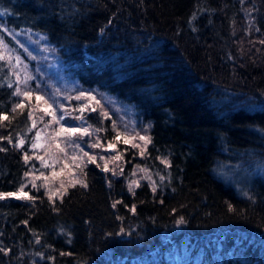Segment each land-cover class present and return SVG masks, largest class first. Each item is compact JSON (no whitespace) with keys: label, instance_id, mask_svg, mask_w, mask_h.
Here are the masks:
<instances>
[{"label":"trees","instance_id":"16d2710c","mask_svg":"<svg viewBox=\"0 0 264 264\" xmlns=\"http://www.w3.org/2000/svg\"><path fill=\"white\" fill-rule=\"evenodd\" d=\"M0 11L10 31L48 39L115 144L86 161L83 182L57 194L33 183V105L0 79V264H264V0Z\"/></svg>","mask_w":264,"mask_h":264},{"label":"rangeland","instance_id":"374dc122","mask_svg":"<svg viewBox=\"0 0 264 264\" xmlns=\"http://www.w3.org/2000/svg\"><path fill=\"white\" fill-rule=\"evenodd\" d=\"M0 55L4 56L0 60V79L12 84L15 90L31 93L21 97L24 102L33 105L30 130L34 133L32 144L37 145L31 147L34 170L30 178L33 183L41 180L57 194L62 189L59 182L64 179L77 178L83 182V169L89 157L98 152L105 158L107 155L103 149L109 148L101 138L105 124L95 123L93 126L87 118L89 111H96L99 107V100L91 92L77 91L75 82L64 76L48 39L38 33L12 32L0 20ZM26 77L30 78L24 83ZM37 96L43 99L37 100ZM53 111L57 118L63 117L59 123L53 120ZM62 125L65 129H80V132L72 135L61 131ZM84 128H88L91 134L82 135ZM117 136L125 142L121 134ZM97 143L101 146L91 147ZM109 143L113 145L109 149L114 150L115 144L111 141ZM85 152L88 157L84 156ZM14 194L20 196L27 192Z\"/></svg>","mask_w":264,"mask_h":264},{"label":"snow or ice","instance_id":"6c2138e0","mask_svg":"<svg viewBox=\"0 0 264 264\" xmlns=\"http://www.w3.org/2000/svg\"><path fill=\"white\" fill-rule=\"evenodd\" d=\"M3 14H4L3 11H0V15H3ZM2 59H4V56H3V55H0V60H2ZM29 78H30V77H26L25 80H24V83H27V80H28ZM15 94H16V95L29 96L31 93L28 92V91H25V92L22 93L20 89H17ZM36 99H37V100H41V99H43V97H41V96H37ZM77 99H79V97H77ZM93 99H94V97H93ZM17 107H23V105H22V104H18ZM49 108H51V105H49ZM93 110H95V109H93ZM13 111H15V109H13ZM45 111L47 112V109H46ZM51 115H52L53 120H55L57 123H59V120L63 118L62 116H61L60 118H57L56 115H55V112H54V111L51 113ZM105 115H106V114H105ZM6 118H7V117H0V119H6ZM80 118H82V117H77V119H80ZM61 131H67L68 133H70V134H72V135H75V134H77L78 132H80V129H77V128H67V129H65L64 126L62 125V126H61ZM97 131H99V129H97ZM81 134H82V135H90L91 133L88 131V128H84V129H83V132H82ZM38 138H39V137H37V139H38ZM116 139H119V136H117ZM140 140L145 141V144L150 143V140H149L147 137H144V136H141V137H140ZM20 143L23 144V141L21 140ZM125 143H127V141H125ZM36 146H37V145L33 144V147H36ZM100 146H101V145H100L99 143L91 145V147H100ZM133 146H134V147H137V145H133ZM75 147H79V145H75ZM108 147H109V148H112L113 145H112L111 143H109V144H108ZM81 151H83V150L81 149ZM141 154L143 155V153H141ZM84 156H85V157H88V153L85 152V153H84ZM24 158H25V160L28 159L27 154H25V157H24ZM74 159H75V157H74ZM101 159H103V158H101ZM89 160H90L91 162H95L96 157H94V156L89 157ZM103 171H105V172L109 171L106 162H105V164H104V166H103ZM26 175H27V173H26ZM53 175H55V173H53ZM84 186L87 187L86 184H85ZM33 187H35V184H33ZM20 191L22 192V191H23V188H21ZM8 195H15V194H14V193H10V194H8ZM2 196H3V194H0V198H2ZM25 196H27V194H25ZM183 222H184V221H183V218H181L180 221H179V223H183Z\"/></svg>","mask_w":264,"mask_h":264}]
</instances>
